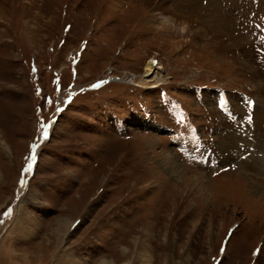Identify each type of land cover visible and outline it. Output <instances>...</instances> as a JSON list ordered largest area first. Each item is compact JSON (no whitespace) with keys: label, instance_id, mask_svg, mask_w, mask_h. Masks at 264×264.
<instances>
[{"label":"rangeland","instance_id":"rangeland-1","mask_svg":"<svg viewBox=\"0 0 264 264\" xmlns=\"http://www.w3.org/2000/svg\"><path fill=\"white\" fill-rule=\"evenodd\" d=\"M152 1L0 0V264H264V0ZM183 106L230 169L179 154Z\"/></svg>","mask_w":264,"mask_h":264},{"label":"bare ground","instance_id":"bare-ground-1","mask_svg":"<svg viewBox=\"0 0 264 264\" xmlns=\"http://www.w3.org/2000/svg\"><path fill=\"white\" fill-rule=\"evenodd\" d=\"M164 17L160 18V20H162L160 23H163V24L169 26L170 20H167ZM168 19H169V17H168ZM168 26H166V27H168ZM160 66L161 65H159V63H154L151 60V61L145 63V66L143 69V75H139V76L131 75V77L126 76L123 80L126 81L127 84H129V85H135V86H140V87H142V86L156 87V86L160 85L159 84L160 82L165 80L164 75L162 74L163 71H162ZM102 261H104V260H101L100 264H112V263H109L107 261H104V262H102Z\"/></svg>","mask_w":264,"mask_h":264},{"label":"snow or ice","instance_id":"snow-or-ice-1","mask_svg":"<svg viewBox=\"0 0 264 264\" xmlns=\"http://www.w3.org/2000/svg\"><path fill=\"white\" fill-rule=\"evenodd\" d=\"M46 131H45V135H46ZM28 169L30 170L31 169V164L28 165Z\"/></svg>","mask_w":264,"mask_h":264}]
</instances>
